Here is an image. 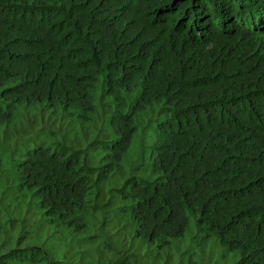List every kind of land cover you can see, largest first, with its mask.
<instances>
[{"label":"trees","instance_id":"16d2710c","mask_svg":"<svg viewBox=\"0 0 264 264\" xmlns=\"http://www.w3.org/2000/svg\"><path fill=\"white\" fill-rule=\"evenodd\" d=\"M0 264H264V0H0Z\"/></svg>","mask_w":264,"mask_h":264},{"label":"rangeland","instance_id":"374dc122","mask_svg":"<svg viewBox=\"0 0 264 264\" xmlns=\"http://www.w3.org/2000/svg\"><path fill=\"white\" fill-rule=\"evenodd\" d=\"M30 237H31V235H27V237H24L23 240L25 241L26 238H30Z\"/></svg>","mask_w":264,"mask_h":264}]
</instances>
